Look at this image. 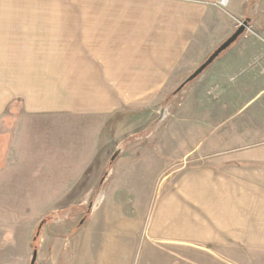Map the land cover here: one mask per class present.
Masks as SVG:
<instances>
[{
    "label": "crops",
    "instance_id": "1",
    "mask_svg": "<svg viewBox=\"0 0 264 264\" xmlns=\"http://www.w3.org/2000/svg\"><path fill=\"white\" fill-rule=\"evenodd\" d=\"M226 1L80 0L65 4V13L58 4L49 13L22 4V17L0 19L1 125L17 123L18 110L59 115L71 125L152 106L154 95L176 89L249 19L254 33L204 73L214 92L204 105L208 141L199 147L201 161L155 203L149 237L264 251V0ZM9 136L0 149L13 147ZM4 153L0 178L13 161ZM80 178L70 174L59 184Z\"/></svg>",
    "mask_w": 264,
    "mask_h": 264
},
{
    "label": "rangeland",
    "instance_id": "2",
    "mask_svg": "<svg viewBox=\"0 0 264 264\" xmlns=\"http://www.w3.org/2000/svg\"><path fill=\"white\" fill-rule=\"evenodd\" d=\"M76 2L0 0V19L22 17V4H36V13L58 4L65 13L64 5ZM204 73L177 93L189 76L158 92L152 106L114 116L69 125L59 115L18 110L17 123L0 121V139L10 135L13 143L0 149L13 160L0 178V264H31L35 251V264H264V251L204 250L149 237L155 203L201 161L199 147L208 141L204 105L214 92ZM80 172L76 183L59 184Z\"/></svg>",
    "mask_w": 264,
    "mask_h": 264
},
{
    "label": "water",
    "instance_id": "3",
    "mask_svg": "<svg viewBox=\"0 0 264 264\" xmlns=\"http://www.w3.org/2000/svg\"><path fill=\"white\" fill-rule=\"evenodd\" d=\"M250 20L246 19L244 20L240 26L237 28V30L223 43L221 44L210 56L209 58L197 69L194 71L193 74H191L187 80L177 89L176 93L181 91L187 84L193 82L196 80L199 76H201L225 51H227L232 45H234L240 37H242L246 31L249 29ZM120 150H118L115 155L112 158V161H114L117 156L120 154ZM43 226L40 224L38 228V232L41 230ZM37 260V251L34 252L33 258L31 261V264H35Z\"/></svg>",
    "mask_w": 264,
    "mask_h": 264
},
{
    "label": "built area",
    "instance_id": "4",
    "mask_svg": "<svg viewBox=\"0 0 264 264\" xmlns=\"http://www.w3.org/2000/svg\"><path fill=\"white\" fill-rule=\"evenodd\" d=\"M226 4H227V1H225V0H223L222 2H221V6H226Z\"/></svg>",
    "mask_w": 264,
    "mask_h": 264
}]
</instances>
